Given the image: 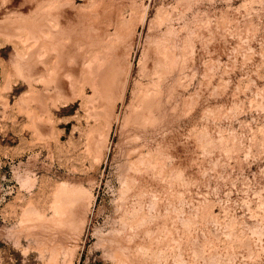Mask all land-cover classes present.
<instances>
[{"label": "rangeland", "instance_id": "1", "mask_svg": "<svg viewBox=\"0 0 264 264\" xmlns=\"http://www.w3.org/2000/svg\"><path fill=\"white\" fill-rule=\"evenodd\" d=\"M0 264H264V0H0Z\"/></svg>", "mask_w": 264, "mask_h": 264}]
</instances>
